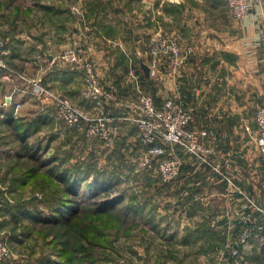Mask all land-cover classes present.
Segmentation results:
<instances>
[{
	"label": "crops",
	"instance_id": "1",
	"mask_svg": "<svg viewBox=\"0 0 264 264\" xmlns=\"http://www.w3.org/2000/svg\"><path fill=\"white\" fill-rule=\"evenodd\" d=\"M94 1H88V8ZM116 1L109 4L116 11L102 3L100 6L107 9L95 13L81 6L83 20L71 10L75 3L65 11L67 7L57 1L45 5V0H38L26 9L1 11L0 23L5 26L0 25V37L5 40L8 70L0 69V167L19 156L14 148L17 138H25L26 145L29 137L36 135L46 144V130L61 120L48 99L33 97L22 76L39 81L91 116L101 113L107 118L106 124L116 129L114 145L104 150L101 145L91 144L89 150L98 152L102 148L112 154L111 158L121 157L123 164L118 171L127 173L125 179H134L137 170L126 167L127 161L140 159L143 153L134 123L140 116V92L152 96L157 107L170 99L192 110L188 129L206 131L204 142L211 151L207 160L222 175L208 163L179 150L183 161L179 176L162 183L167 191L157 199L130 193V198L140 202H136L132 216L137 219L150 213L146 223L155 229L154 220L159 215L165 244L174 252L184 253L182 261L187 255L197 264L219 257L225 264H264V245L259 244L264 236V215L253 212L249 203H260L264 195V160L255 143L254 122L257 107L264 103V0H252L250 14L242 20L229 13L225 0ZM206 11L212 12V20L190 19ZM123 13L132 17L133 25L126 23L125 28ZM162 28L172 36L176 32L182 48L192 47L193 52L177 63L162 57L152 71L145 35ZM70 47L95 62L101 89L112 93L102 106L84 97L81 70L70 69L57 58ZM16 125L22 135L17 131V136H11ZM66 129L78 133L76 127ZM61 132L54 131L59 136ZM169 150V154L178 153ZM1 174L0 198L10 194L3 191L10 186V176L4 174L2 178ZM16 180L18 186L22 185V179ZM135 180L151 188L156 184L148 175ZM156 186L158 193L160 184ZM160 204H165V215H161ZM3 205L6 202L0 199V214ZM246 213H252L257 236L241 245L237 236ZM215 215L221 216L217 225L211 222ZM130 216L124 211L120 218ZM233 249L239 252L235 258L229 256Z\"/></svg>",
	"mask_w": 264,
	"mask_h": 264
},
{
	"label": "rangeland",
	"instance_id": "2",
	"mask_svg": "<svg viewBox=\"0 0 264 264\" xmlns=\"http://www.w3.org/2000/svg\"><path fill=\"white\" fill-rule=\"evenodd\" d=\"M37 1L38 0H0V13H2L1 11H10V13H12V7L14 11H16V8L26 9L28 5H34ZM55 1L61 4L62 7H67L65 11L69 10L68 7L71 6L72 3H75L76 5L74 4L71 10L82 20L84 19V10L82 7H87V10L92 13H95L99 9L104 11L107 9L106 7H109L112 11L117 10V8H113L109 5L110 3L113 5V1L116 3V0H95L89 4V8L87 6L89 0H45L44 3L45 5L52 4ZM101 3L106 7L102 8L100 6ZM198 15L200 16H192L190 19H192V21L199 17L207 21L213 19L212 12L210 11H206V14L201 12L198 13ZM207 16H209V19ZM122 17L123 21H125L123 22L125 28L128 27L126 23L133 25L132 17L129 14L125 15L123 13ZM236 19L242 20L243 18ZM0 25L5 26L2 23H0ZM176 30L177 29H175L174 32ZM164 31L165 29L162 28L158 33H151L149 35L148 32V34L145 35L148 45V66L152 71H155V66L162 60H155L150 53L151 38L156 36L163 39L170 37L177 42H179L178 40L181 38L176 32L174 36H172L170 33ZM126 33L127 32L122 34ZM2 38L0 37L4 42L5 40ZM71 48L77 52L75 48L70 47V49ZM66 50L58 55H61ZM182 52L184 55L185 51L183 48ZM78 56H80L79 53ZM80 57L83 60H87L82 56ZM90 60L94 63L96 68L95 62L92 59ZM64 63L70 67L68 63ZM80 67L81 65H78L77 68L80 69ZM49 91L52 94H59L51 90ZM33 97L37 98L35 95H33ZM45 98L51 102L52 106L54 105L51 98ZM157 108H161V106ZM61 121L62 120H60L54 128L46 130L44 134L47 138L45 140L46 144L39 141L38 137L40 136H31L29 137L28 144H26L28 148H24L26 156H13V161L9 162L10 164L8 163L5 167H0L2 178L4 174L6 178L10 176V186L8 189H3L4 192L7 190L10 194H3L4 196L2 195L3 197L0 198L3 200V204L6 202V205L2 207L3 214H0V241L6 244L9 250V256L5 261L0 262V264H197V262L195 263L192 259H188L187 255L184 261L180 260L184 253L174 252L171 250L170 246L165 244L166 234L160 231L159 215L158 218L155 217L154 220V222L157 223L155 224V229L153 227V229L150 228V223H146L149 222L148 219L151 217L150 213L143 214V218L139 216L135 219V217L132 216V213H134L133 210L137 205L136 202H140L132 197L130 198V193L131 195L136 193L137 196L147 197L146 199H149L148 197L150 196L157 199L161 195L164 196L167 191L162 184L166 182L162 181L160 178L155 163L153 162L154 164L149 167L143 166V153L140 159L136 157L134 159L133 157L131 160L127 161L126 167L133 166L137 169L134 172L135 174L133 173L135 178L133 179L132 176V178L129 177L125 179L127 173L118 171V166L122 163L121 157H112V159L110 157L112 154L104 151L106 148H110L114 145L116 138L111 144L107 145L98 138L86 137L79 127H76L78 128L77 131L79 134L68 131L66 127L71 126ZM106 127L107 129H114L107 124ZM136 128L144 152L146 147L142 143L140 130L138 127ZM57 129L62 130L60 136L54 133ZM17 131L11 129L10 135L17 136ZM4 133L7 132L5 131ZM201 141L207 147L204 139ZM16 142L17 143H14L16 144L14 148L18 149L19 142ZM158 143L163 150L162 157L169 155V148L178 151V156L179 150L184 151L179 146L165 143L164 139H160ZM91 144L101 145L102 148H105L104 150L99 148L98 152H92L89 150L91 149ZM29 147L31 149H29ZM184 152L187 153L186 151ZM5 161L7 160L5 159ZM133 174L131 173V175ZM57 175H65L70 181L77 180L80 184V193L76 198L78 206L69 207L68 209L65 208L67 210L59 216L57 215L58 218L53 220L48 217L49 209L54 208L55 210H62L61 207L69 204L71 199L63 192V184L59 183ZM143 175L150 176V181L156 183L155 186L151 188V186L146 184L143 186L141 183L140 185V182L136 184L135 179L141 178ZM18 178L20 180L22 179V185L18 186L16 184L18 183L16 180ZM103 181H106L105 183L110 186L109 193L111 195L122 198L117 204V207L113 209L118 213L115 216L112 212L104 216L97 215L94 212L96 203L105 198L103 195L94 196L91 195V193L96 191V184ZM157 184H160V192L158 193H156L158 190ZM14 193L17 194L14 195ZM30 201H33V203H30ZM25 202H29L24 206H26V209L32 215H34V210L37 206L44 214L41 217L49 219L50 221L35 224L31 217L23 213L21 214L18 204ZM11 207L15 210L11 209ZM158 208L161 210V215H165V204H160ZM124 211L130 212L131 216L126 219L120 218L121 213ZM154 212L157 213L158 210ZM116 216H119V218Z\"/></svg>",
	"mask_w": 264,
	"mask_h": 264
},
{
	"label": "built area",
	"instance_id": "3",
	"mask_svg": "<svg viewBox=\"0 0 264 264\" xmlns=\"http://www.w3.org/2000/svg\"><path fill=\"white\" fill-rule=\"evenodd\" d=\"M229 12L235 18H245L250 14L252 0H225ZM5 41L0 39V69L8 70L6 65V51L4 49ZM150 46L153 58L161 59L169 57L174 63H177L181 58L193 52L192 47L187 48L183 55L180 44L173 38L152 37ZM63 62L70 65V69H80L83 75L84 90L83 95L86 99L93 101L97 106H102L103 101L112 97L111 92H106L101 89L96 74L94 63L90 60H83L74 49H68L61 55L57 56ZM153 61L155 62V60ZM22 78L29 84L31 94L37 97H48L53 102L54 109L59 118L68 126L79 127L86 137L98 138L107 145L111 144L116 136V129H107L105 118L101 113L91 116L85 109L72 103L69 99L63 98L60 94H52L35 79ZM8 100L11 96L7 97ZM140 116L135 119L134 123L141 132V140L146 149L143 152V166L149 167L154 164L157 166L160 178L164 182H169L176 179L181 171L182 160L178 155L169 154L162 157L163 150L158 141L164 139L169 145L181 147L190 155L196 157L202 162L208 163L212 169L220 174L219 169L210 162L207 157L210 155V150L202 143V139L207 135L204 130L188 129L193 118V112L190 109L183 108L179 103L172 100H166L161 108H157L152 96L140 93L139 99ZM19 105H16L18 110ZM257 127V136L255 143L264 160V103L257 107L254 116ZM154 162V163H153ZM264 194V183L262 184ZM251 210L264 215V195L260 203H255L249 200ZM221 221L220 215H215L212 219V224L217 225ZM241 231L237 236V242L241 245H246L257 234L252 228V213H246L241 217ZM259 244L264 245V236L259 238ZM239 254L237 249L230 251V257H237ZM9 256V250L6 244L0 241V262L5 261ZM201 264H225L224 258L219 257L215 261L206 260Z\"/></svg>",
	"mask_w": 264,
	"mask_h": 264
},
{
	"label": "trees",
	"instance_id": "4",
	"mask_svg": "<svg viewBox=\"0 0 264 264\" xmlns=\"http://www.w3.org/2000/svg\"><path fill=\"white\" fill-rule=\"evenodd\" d=\"M19 128L20 127L18 125H16V128H13V129H15L16 131L18 129V131H20ZM20 134L22 135L21 131H20ZM27 136L28 135L26 134L25 137H27ZM16 140L19 142V145H18V147H19L18 148L19 156L18 157L26 156L25 149H24V148L27 147V145L24 144V142H26L25 141V138H22V139L21 138H17ZM29 149H31V148L29 147ZM21 153L23 155H21ZM44 162H46V161H44ZM57 179H58L59 183L63 184V192L66 195H68L71 199L69 201V204L61 207L62 210H58V209L55 210L54 208L49 209L48 217L49 218H52L53 220H55L56 218H58V216L60 214H62L65 210H67L69 207L78 206V203H77L76 198L78 197V195L80 193V184H79V182L77 180H74V181L71 180L70 181L67 177H65V175H63V176L62 175H60V176L57 175ZM105 182L106 181H103L101 183L100 182L97 183L96 186H95V190L96 191H94L93 193H91V195H94V196L103 195L104 198H105V199H101L99 202L96 203V207H95V211L94 212H95V214L101 215V216H104V215L112 212V214L115 216L118 213H116V211L113 210V209H115L117 207V204L121 201L122 198L111 195L109 193V187L110 186L108 184H106ZM27 203H29V202H25V203H22V204H18V207H20V213L21 214L23 213V214H26L27 216L31 217L35 224L41 223V222H48V221H50L49 219H44L43 217H41L44 214H43V212L40 209L37 208V206H36V209L34 210V212H35L34 215H32L26 209V206H24ZM30 203H33V201H30ZM65 208H67V209H65ZM11 209L15 210L12 207H11ZM116 217L119 218V216H116ZM57 221H58V219H57ZM118 223H119V219H118Z\"/></svg>",
	"mask_w": 264,
	"mask_h": 264
}]
</instances>
